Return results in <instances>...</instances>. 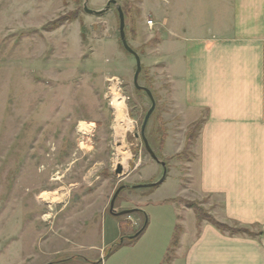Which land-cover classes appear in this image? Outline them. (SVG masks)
I'll use <instances>...</instances> for the list:
<instances>
[{"label":"rangeland","instance_id":"1","mask_svg":"<svg viewBox=\"0 0 264 264\" xmlns=\"http://www.w3.org/2000/svg\"><path fill=\"white\" fill-rule=\"evenodd\" d=\"M108 1L88 6L102 10ZM197 1L117 0L141 56L139 83L156 100L146 137L167 178L152 191L146 185L164 174L141 136L152 102L134 85L136 59L122 44L117 6L97 15L85 11L86 0H0V264H48L52 239L82 236L93 218L139 230L142 212L110 213L120 186L117 212L176 216L170 199L183 193L181 179L191 184L201 122L178 110L166 64L153 56L161 34L169 36L164 18L195 22ZM208 201L179 198L214 218Z\"/></svg>","mask_w":264,"mask_h":264},{"label":"crops","instance_id":"2","mask_svg":"<svg viewBox=\"0 0 264 264\" xmlns=\"http://www.w3.org/2000/svg\"><path fill=\"white\" fill-rule=\"evenodd\" d=\"M163 25L169 36L161 34L153 61L166 64L178 110L201 122L191 184L181 179L183 193L170 199L176 216L135 208L148 225L120 246L121 221L93 218L82 236L52 239L48 264H264V0H198L195 22ZM203 197L217 221L252 234L221 230L179 203Z\"/></svg>","mask_w":264,"mask_h":264},{"label":"water","instance_id":"3","mask_svg":"<svg viewBox=\"0 0 264 264\" xmlns=\"http://www.w3.org/2000/svg\"><path fill=\"white\" fill-rule=\"evenodd\" d=\"M112 5H116L117 9H118V12H119L120 37H121L122 44H123L124 48L129 53H131L132 55L135 56V59H136V72H135V75H134V85H135V87L138 90L145 91L148 94V96L150 97L151 102H152V105H151L150 109L148 110V112H147V114L145 116L143 125H142L141 136H142V138L144 140V143H145V146H146L147 150L149 151V153L151 154V156L157 162H160L162 164V166L164 167V174H163L162 178L159 181H157V182L149 183V184L146 185L147 187L156 186V185L162 184L165 181L166 177H167V167H166L165 162H162L157 157L156 153L154 152V150L150 146L149 141H148V139L146 137V128H147V125L149 123V120H150L152 114L154 113V111L156 109V100H155L154 94L151 91V89H149L148 87H145V86H143V85H141L139 83V77H140V74L142 72V60H141V56L139 55V53L128 42L127 35H126V17H125V12H124L122 6L118 4L117 0H109L107 5H106V7L104 9H102V10H94V9L89 8L88 0H86L84 8H85V11L90 13V14L100 15V14L106 12L107 10H109ZM116 172H117V174H121L123 172V167L120 165ZM123 188H124V186H120L117 189V191L115 192V194H114V196H113V198L111 200L110 213L115 215V216L131 214V213H133L135 211L141 210V209H130V210H122L120 212L116 211L115 203H116V200H117L120 192L123 190ZM123 239L124 238H122V241H123Z\"/></svg>","mask_w":264,"mask_h":264},{"label":"trees","instance_id":"4","mask_svg":"<svg viewBox=\"0 0 264 264\" xmlns=\"http://www.w3.org/2000/svg\"><path fill=\"white\" fill-rule=\"evenodd\" d=\"M200 127H201V124H200ZM165 140H166V137H163L162 140L160 141L161 149L164 147ZM159 185L151 186L152 191L155 188H157ZM193 209L196 212V215H197V217L200 220H203V219L209 220L212 223H214L221 230L229 231L232 234H234V233H248V234H252L247 229H244V228L243 229H231L228 226H226L224 223H221V222L217 221L215 218H212V217H204L203 214H202V211L199 208H197V206H193ZM138 211L142 212L143 219H144L143 225L141 226V228L139 230H135V231L128 230V228L125 225L126 224L125 221L124 220H121V228H122L123 232L124 233H128L127 234L128 237H127V235H125V237H124L125 240L126 239H128L129 241L135 240L136 238H138L141 235V233L145 230V228L148 225V215H147V213L144 212L143 210H138ZM135 212H137V211H135ZM124 239H123V241L121 240L117 245L118 246L122 245L124 243ZM178 240H179V232H177L176 235H175V237H174L173 247H175L178 244ZM172 249H171V251H172ZM169 258H170V255H169Z\"/></svg>","mask_w":264,"mask_h":264},{"label":"built area","instance_id":"5","mask_svg":"<svg viewBox=\"0 0 264 264\" xmlns=\"http://www.w3.org/2000/svg\"><path fill=\"white\" fill-rule=\"evenodd\" d=\"M147 23H148L149 27H151V28H152V27L154 26V24H155V23H154V20H152V19L148 20Z\"/></svg>","mask_w":264,"mask_h":264},{"label":"bare ground","instance_id":"6","mask_svg":"<svg viewBox=\"0 0 264 264\" xmlns=\"http://www.w3.org/2000/svg\"><path fill=\"white\" fill-rule=\"evenodd\" d=\"M118 99V98H117ZM122 104V103H121Z\"/></svg>","mask_w":264,"mask_h":264}]
</instances>
